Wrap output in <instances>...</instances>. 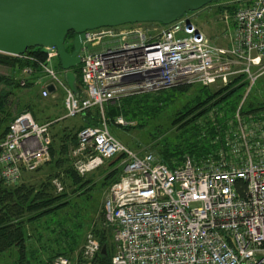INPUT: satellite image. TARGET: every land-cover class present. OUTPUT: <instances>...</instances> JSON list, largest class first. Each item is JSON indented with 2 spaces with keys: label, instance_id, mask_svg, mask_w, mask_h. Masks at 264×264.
<instances>
[{
  "label": "built area",
  "instance_id": "1",
  "mask_svg": "<svg viewBox=\"0 0 264 264\" xmlns=\"http://www.w3.org/2000/svg\"><path fill=\"white\" fill-rule=\"evenodd\" d=\"M230 4L237 7L223 16L230 27L225 49L214 47L184 18L167 26L143 23L84 31L78 51L79 97L47 66L56 57L54 49L43 48L40 97L50 94L47 86L58 87L63 117L97 111L100 118L98 126L77 131L70 151L74 170L83 175L121 157L119 178L102 203L114 249L109 264H264V121H243L239 115L264 75V0L222 6ZM15 57L33 60L24 54ZM233 79L243 87L227 122L225 148L214 159L194 163L183 155L168 168L149 152L131 151L107 130L105 110L122 98L177 86L226 85ZM125 121L116 117L114 125L130 124ZM49 124L37 123L29 112L13 117L0 141L1 183L16 186L47 160ZM53 186L56 192L62 189L58 182ZM99 251L88 233L73 261L58 256L52 264H94Z\"/></svg>",
  "mask_w": 264,
  "mask_h": 264
},
{
  "label": "trees",
  "instance_id": "2",
  "mask_svg": "<svg viewBox=\"0 0 264 264\" xmlns=\"http://www.w3.org/2000/svg\"><path fill=\"white\" fill-rule=\"evenodd\" d=\"M219 7L217 8L220 11L226 9L229 13H232L237 5L230 4ZM67 37L72 39L73 33L69 32L65 40ZM65 50L70 52L72 50L71 45L69 44L67 47L65 45ZM23 54L33 60L0 53V66L11 70L10 74L0 76V121L10 122L14 116L19 114L17 113L11 117V114L7 112L8 102L6 97L10 94L11 89H30L35 86L40 89V86L45 82L44 75L38 66L39 62L45 60L46 53L44 49L36 47L26 50ZM78 68L77 65L71 71L75 74L76 95L79 97ZM22 69H27L28 74L22 76L20 74ZM21 80L23 81L22 86L19 85ZM229 86L230 84H227L215 92L205 86H177L156 93L128 96L122 98L114 107H110L107 115L112 120L122 116L125 120L135 121L136 126H142L162 112L163 109L159 108L169 106L170 111H173L171 113L173 116L170 118L168 125L169 129H173V131L168 140L160 143L158 161L168 168H172L183 155H187L194 163H198L207 158L214 159L216 151L225 148L223 139L229 128L227 122L233 119V112L238 103L243 84L232 89ZM261 92L262 94H260ZM38 97L40 98V95ZM175 102L176 104L173 106ZM82 114L85 121H82L83 124L77 131L84 126L99 125L100 118L97 111H85ZM239 115L243 121H264V75L256 81L249 96L241 105ZM31 116L36 120L32 114ZM51 124L54 123L51 122L49 126ZM6 130L7 126L0 129V141ZM61 138L58 139L59 142H62ZM75 138L76 136L72 139L70 137V140H72L70 143L73 147L75 146ZM51 142L50 139V156L53 155ZM62 151H64V148ZM120 158L114 157L108 160L110 161L109 166L114 167L106 172L100 185L110 186L118 180L120 168L117 165ZM57 162L55 161V163ZM65 175L70 179V184L76 187L74 192H77V188L86 186V182L91 184V182L83 180L72 167L66 170ZM50 184L43 185L40 183L36 186L21 181L16 186H7L0 182V262H3L2 264H52L58 256L71 261L74 260L82 238V235H79L78 232L83 229V225L87 227L91 224L90 222L86 223L85 218L91 211L92 205L86 203L84 198L80 202L78 201V204H70L66 199L68 195L64 187L61 185V191L56 192L54 186ZM89 189L91 190V187H87L85 190ZM87 196L89 198V195ZM66 209L74 211L73 215L76 220H71L73 217L70 219L69 217L65 218V215L64 217L61 216L63 210ZM26 211L29 214H35L29 220L43 219L44 227L39 229L38 232H29L28 226L31 222L23 225L16 221V218ZM66 222L69 226L63 227ZM96 225L98 226L90 225L89 233L97 240L100 248H105V253L100 254L99 252L95 257L94 264H109L114 249L111 243L110 228L103 223L102 211L101 219ZM45 231L49 235L54 234L51 238L52 242H49L47 247L42 243V233H45Z\"/></svg>",
  "mask_w": 264,
  "mask_h": 264
},
{
  "label": "rangeland",
  "instance_id": "3",
  "mask_svg": "<svg viewBox=\"0 0 264 264\" xmlns=\"http://www.w3.org/2000/svg\"><path fill=\"white\" fill-rule=\"evenodd\" d=\"M223 2H221L219 6H222L221 4ZM226 13H229L226 9L220 11L218 10V8L210 7L198 14L188 13L182 18H188L189 23L194 25L214 47L225 49L228 45V36L230 33L229 22H226L223 19L224 15H228ZM70 39H68V43L70 42ZM68 43L65 44L67 45ZM47 66L51 70H53L57 76H59L60 78L62 77L58 67L57 58H51ZM5 72V68L3 66H0V76H4ZM238 81L239 79L231 80L230 83H228L230 84V89L240 85L241 83ZM223 86L225 85H221L220 83H213L209 86V89L212 92H215ZM36 89L39 90L40 95V89L37 86L30 89H11L10 94L7 97L4 95V98L6 97V100L8 102L7 112L11 114V117L17 113L27 110L39 121L48 119V121H41V123H54L49 126L48 132L50 139L52 140L51 143L53 155L50 156L48 151L47 160L40 166L39 170L30 173L31 175L28 181L36 186H38L40 183L43 185L51 183L50 185L53 186V182H58L64 187V190L68 195L66 199L70 204H78L80 200L84 198L86 203H91L92 205L89 214H85V220H87L86 223L90 222L93 226H98L96 224L101 219L102 203L109 187L108 185L102 186L100 185V183L106 172L111 170L114 166H109L110 161H106L89 173L83 175H79L77 173L80 177L83 178V180H87L91 182V184H88V182H86V186H84L83 188H77V192H74V189L76 187L70 184V179L66 177L65 173L66 170H68L70 167L74 169L73 159L70 156V151L73 149L72 143H70L72 142V140H70V137L72 139L74 136H76V131L83 124V122L81 121L79 115L71 118L63 117L65 111L63 108V92L60 88L56 87L52 92H50V94L46 96V98H39L38 90ZM260 94H262V92ZM176 102L173 104V106L176 104ZM114 106L115 105L109 106L105 110V118H107L106 127L109 134L131 151L138 153L139 155L149 152L154 156L155 160L158 161L160 143L164 140H168L173 131V129H169L168 125L170 118L173 116L171 114L173 111H170V107L166 106L164 108H159L163 109L162 112L155 115L151 121L146 120L147 122L142 126H136L135 121L132 120L125 121L126 123H130L129 125L117 126L114 125V120H112V118L107 115L110 107ZM54 118L58 119L53 120ZM39 121L36 122L40 123ZM7 124H9V121H0V129L2 127L8 126ZM60 137H62V142H59ZM62 147L64 148V151H62ZM55 161L58 162L55 163ZM117 167L119 168L118 165ZM51 175L52 177H54L52 178ZM87 187H91V190H85ZM87 195H89V198ZM86 196L88 199L86 198ZM73 213V210L69 211V209H66L63 210L61 216L64 217L65 215V218L69 217L70 219L71 217H73L71 220H76ZM33 215L35 214H29V212L26 211L21 216L16 218V221L22 223L23 225L25 223L31 222V224L28 226L29 232L35 233L36 231L38 232L39 229L43 228L44 224L42 223L43 219H36L33 221L29 220ZM83 223L85 222L83 221ZM90 225L87 227L86 225H83V229L78 232L79 235H82V238L77 252L79 251L84 241L85 235L89 233ZM67 226H69V224L66 222L63 227ZM42 234V243L45 247H47L49 242H52L51 238L54 236V234L49 235V233L46 231ZM2 263L3 262H0V264Z\"/></svg>",
  "mask_w": 264,
  "mask_h": 264
},
{
  "label": "water",
  "instance_id": "4",
  "mask_svg": "<svg viewBox=\"0 0 264 264\" xmlns=\"http://www.w3.org/2000/svg\"><path fill=\"white\" fill-rule=\"evenodd\" d=\"M222 0H0V53L53 48L67 88L76 96L75 74L83 32L103 27L158 23L167 26ZM186 25L189 19L184 18ZM72 32L70 52L66 35ZM48 92L53 88L47 86ZM100 254L105 248H100Z\"/></svg>",
  "mask_w": 264,
  "mask_h": 264
},
{
  "label": "crops",
  "instance_id": "5",
  "mask_svg": "<svg viewBox=\"0 0 264 264\" xmlns=\"http://www.w3.org/2000/svg\"><path fill=\"white\" fill-rule=\"evenodd\" d=\"M4 67V66H3ZM5 68V70H6V72L4 73V75H8V74H10V72H11V70L9 69V68H7V67H4ZM3 74V73H2ZM38 93H39V90H38ZM41 98V97H40ZM44 98H46V97H44ZM79 117H80V119H81V121H85V117L83 116V114H80L79 115ZM55 119H58V118H54L53 120H55ZM37 120V119H36ZM53 120H50V121H53ZM37 121H39V120H37ZM41 121H48V119H44V120H41ZM41 121H39L40 123L39 124H43V123H47V122H43V123H41ZM30 173H26V174H24L23 175V178H22V182H24V183H26V184H28V185H33L32 183H30L28 180H29V178H30ZM38 185V184H37Z\"/></svg>",
  "mask_w": 264,
  "mask_h": 264
},
{
  "label": "flooded vegetation",
  "instance_id": "6",
  "mask_svg": "<svg viewBox=\"0 0 264 264\" xmlns=\"http://www.w3.org/2000/svg\"><path fill=\"white\" fill-rule=\"evenodd\" d=\"M223 1H229V0H222V1H220V2H212V3H210V4L207 6L206 9H208V8H210V7H215V8H217V7H219L220 3L223 2ZM223 3H227V2H223ZM223 3H222L221 5H223ZM206 9H204V10H206ZM204 10H203V11H204ZM201 12H202V11H201ZM199 13H200V12H199ZM65 41H66V42L68 41V37L66 38ZM70 41H72V39H71Z\"/></svg>",
  "mask_w": 264,
  "mask_h": 264
}]
</instances>
